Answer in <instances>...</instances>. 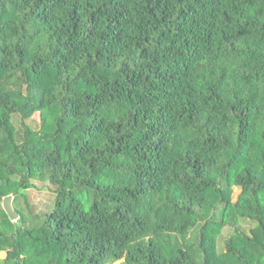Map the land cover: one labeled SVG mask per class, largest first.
I'll use <instances>...</instances> for the list:
<instances>
[{"label":"trees","instance_id":"obj_1","mask_svg":"<svg viewBox=\"0 0 264 264\" xmlns=\"http://www.w3.org/2000/svg\"><path fill=\"white\" fill-rule=\"evenodd\" d=\"M33 179L54 201L25 227L2 201ZM5 243L0 264H264V0H0Z\"/></svg>","mask_w":264,"mask_h":264},{"label":"rangeland","instance_id":"obj_2","mask_svg":"<svg viewBox=\"0 0 264 264\" xmlns=\"http://www.w3.org/2000/svg\"><path fill=\"white\" fill-rule=\"evenodd\" d=\"M38 115L35 117H30L25 120V123L33 130H37L39 128L38 123ZM13 124L15 125L17 131H20L19 128V118L18 115H14L12 117ZM20 134L17 135V139H20ZM33 185L30 189L26 190L24 193V197L18 198L13 201V196L10 195V204L13 207L16 206L22 210L26 220L25 222L21 223L22 226L29 227L32 225H37L40 223L42 219V214L44 212H48L51 210L53 201H54V194L51 192L49 188V184L47 181H40L37 179H33ZM236 193L238 190H235ZM26 195V197H25ZM78 198H80L78 196ZM26 199V200H25ZM17 219V218H16ZM16 219H12L15 221ZM15 223V222H14ZM245 230H248V227L245 226ZM13 231L12 229H7V232L10 233ZM223 238L228 237V233L226 231L223 232ZM0 256L8 255L12 248L8 244L0 245ZM30 249V248H29ZM31 250V249H30ZM9 251V252H8ZM108 264H118V262H110ZM121 264V263H120Z\"/></svg>","mask_w":264,"mask_h":264},{"label":"water","instance_id":"obj_3","mask_svg":"<svg viewBox=\"0 0 264 264\" xmlns=\"http://www.w3.org/2000/svg\"><path fill=\"white\" fill-rule=\"evenodd\" d=\"M2 207L10 219L14 220L17 218V214L10 204V195H7L3 198Z\"/></svg>","mask_w":264,"mask_h":264}]
</instances>
